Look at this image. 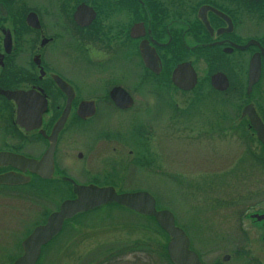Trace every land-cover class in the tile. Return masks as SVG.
Instances as JSON below:
<instances>
[{"label": "rangeland", "instance_id": "obj_1", "mask_svg": "<svg viewBox=\"0 0 264 264\" xmlns=\"http://www.w3.org/2000/svg\"><path fill=\"white\" fill-rule=\"evenodd\" d=\"M243 19V39L264 33V22L253 10ZM96 48L95 43L81 46V94L102 92L97 86L101 82L84 83L92 76L85 70L97 62L92 53ZM66 55L54 53L53 64L51 56L44 57L62 73ZM121 55L117 53L116 64L115 58L102 64L103 69L107 65L118 69L103 82H119L127 75L120 67L124 64H120ZM218 56L205 50L193 53L198 82L187 92L171 84L169 68L162 78L141 84L133 59V107L124 113L104 110L98 115L90 122V126H98L93 141L95 158L57 160V173L79 182L112 184L119 192H148L156 209L172 213L202 264H264V246L249 229L247 219L251 212L264 211V150L243 115L244 107L251 104L264 124V66L259 82L246 96L249 55L240 58V67L233 66L239 53L220 55L219 61ZM21 66L23 73L26 65ZM137 71L140 78L144 76L142 70ZM216 72L229 80L225 91L210 86L209 78ZM14 131L10 116L0 117V149L40 142L34 138L11 140L9 134ZM20 147L22 152L32 153L27 146ZM111 164L113 175L108 168ZM80 167L91 175L78 173ZM70 196L68 186L56 181L0 185V264H12L21 256L22 240ZM79 217L75 226H68L42 248L36 264H173L166 253L169 238L149 217L136 216L115 204ZM225 255L227 261L222 260Z\"/></svg>", "mask_w": 264, "mask_h": 264}, {"label": "flooded vegetation", "instance_id": "obj_2", "mask_svg": "<svg viewBox=\"0 0 264 264\" xmlns=\"http://www.w3.org/2000/svg\"><path fill=\"white\" fill-rule=\"evenodd\" d=\"M197 1L0 0V89L40 91L47 100V109L42 115L40 128L26 131L15 124L16 104L4 95H0V113L3 112L0 117L9 115L15 128V131L9 134L11 140L17 138L40 140V142H29L27 145L11 144L9 147L0 149V151H8L23 155L26 158L40 160L49 146L47 137L61 117L69 98L56 85L53 77L62 79L72 89L67 118L56 136L51 178L45 180L28 170L21 172L10 165L0 166V175L9 172L22 173L29 178V181L21 185L49 181L66 184L71 194L66 199L76 197L78 185L91 188L113 187L117 193H124L125 191L119 192L116 186L112 184L89 181L91 176L87 178L89 182H79L71 176L59 175L57 173L59 165L57 160L82 161L95 158L97 152L93 146V141L95 140V129L98 126L96 128L90 126V122H93L104 110H109L110 113L112 111L124 113L133 107L134 97L130 90L134 82L133 59L138 63L135 71L137 81L145 84L147 80L162 78L160 76L164 74L166 68H169L168 73L171 82L172 70L181 63L188 62L195 70L193 63L195 58L192 55L199 50L219 55L216 58L218 61L221 58L220 55L235 56L239 53L240 57L233 60L234 67H240L243 63L240 58L248 54L247 68L251 56L254 53H260L262 49L264 50V33L255 36L257 38L243 39L245 35L243 19L245 13L253 10L254 14L260 16L264 22V0ZM250 41L253 43L244 50L235 47V45L242 46ZM93 42L97 48L92 53L97 62L91 64L92 66H89L85 71L92 76L94 74L95 77H86L84 83L93 84L90 82L93 79L101 82L103 85L97 86L102 89V92L99 94L96 92L81 94V46L90 47L94 45ZM118 49L122 51H118ZM57 51L67 53V58L64 57V72L62 73L60 69L52 67L53 62H56L54 53ZM117 53L122 54L120 64H124L120 67L122 71L127 72V75L124 73L119 82L105 83L103 80L112 78L113 73L116 74L118 69L114 65H107L103 69L102 64L109 63L113 58L116 59V64ZM142 53L156 61V72L145 65ZM45 55L51 56V65L46 63ZM124 57L125 62L122 59ZM23 63L26 66L22 73L19 67H22ZM57 63L60 65L59 62ZM263 66L264 54H261L260 78ZM138 69L144 73L141 78ZM20 84L27 86H20ZM109 85L110 88L107 87ZM114 88H121L132 100V104L126 106L129 102L126 99H120L118 103L116 100L114 101L111 98V91ZM83 101L92 102L94 107L92 115L85 117L79 115L81 112L79 105ZM40 130L44 131V134L40 133ZM20 146H27L32 149V153L22 152ZM129 155H132L131 151ZM112 167L113 164L108 166L109 170L111 169V175L114 174ZM83 170L81 172L80 167L77 172L83 176L91 175L85 172V169ZM109 170L105 171L109 173ZM94 176L97 177L96 174ZM99 178L101 177L94 178V180ZM21 185H9V187ZM60 204L47 217L58 211ZM106 205L76 213L70 219L64 220L61 230L51 238L48 244L55 240L68 226L70 228L75 226L79 222L77 221L79 216L82 218L83 215L97 211ZM120 207L129 210L136 216L148 218L147 215L137 213L127 207ZM47 217L39 225H43ZM247 219L250 220L249 229L254 235H259L257 239L264 246V211L251 212Z\"/></svg>", "mask_w": 264, "mask_h": 264}, {"label": "water", "instance_id": "obj_3", "mask_svg": "<svg viewBox=\"0 0 264 264\" xmlns=\"http://www.w3.org/2000/svg\"><path fill=\"white\" fill-rule=\"evenodd\" d=\"M253 42H248L245 45H235L239 50L246 49ZM261 54H264L262 49L260 53H254L248 64L246 93L250 94L253 86L259 81L261 75ZM142 58L145 65L153 71L156 61L149 58L147 54L142 53ZM56 85L68 95L66 107L55 123L51 134L47 137L49 146L43 153L40 160L26 158L23 155L0 151V166H13L21 172L29 171L39 177L47 180L50 179L53 173V153L55 149L56 136L62 128L70 105L72 89L62 79L53 77ZM172 84L183 91L193 89L197 83V74L192 65L188 62L177 65L171 73ZM210 85L218 91H224L229 86V81L226 75L222 72H216L210 76ZM0 95H4L7 99L12 100L17 107L15 124L31 131L39 129L42 122V115L47 109V100L45 95L40 91H8L0 89ZM116 95V96H115ZM119 96V97H118ZM111 98L118 103L121 99L128 100L129 106L132 100L121 89L114 88L111 91ZM81 117L89 116L94 113V107L91 101H83L79 105ZM79 110V111H80ZM243 115L247 116L249 127L253 130L257 140L264 148V124L257 115L251 104H248L243 109ZM44 134V131L40 130ZM29 181V178L21 174L5 173L0 175V184L19 185ZM71 181V180H70ZM117 203L127 207L137 213L152 216L157 225L169 237L166 245L168 258L173 264H202L197 253L190 249V242L185 232L175 225V220L172 213L166 209L158 210L155 207V200L151 194L146 191H134L117 193L113 187L91 188L88 186L78 185L77 195L73 199L64 200L58 211L51 213L43 225L36 226L32 232L22 241L21 246L23 254L17 257L12 264H36L41 248L45 246L51 238L56 235L62 227L64 220L70 219L79 212H84L94 207ZM228 255L223 256L222 260L227 261Z\"/></svg>", "mask_w": 264, "mask_h": 264}, {"label": "trees", "instance_id": "obj_4", "mask_svg": "<svg viewBox=\"0 0 264 264\" xmlns=\"http://www.w3.org/2000/svg\"><path fill=\"white\" fill-rule=\"evenodd\" d=\"M245 94H246V92H245ZM246 96H247V94H246ZM247 99H248V97H247ZM264 150V149H263Z\"/></svg>", "mask_w": 264, "mask_h": 264}]
</instances>
